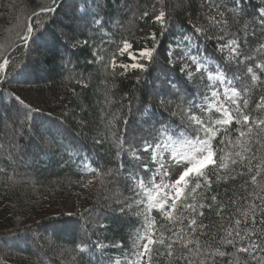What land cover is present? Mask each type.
I'll return each mask as SVG.
<instances>
[{"label": "snow or ice", "instance_id": "1", "mask_svg": "<svg viewBox=\"0 0 264 264\" xmlns=\"http://www.w3.org/2000/svg\"><path fill=\"white\" fill-rule=\"evenodd\" d=\"M245 2L201 0L202 21L188 14L177 24L174 13L179 19L178 9L191 7V0L187 5L184 0H154L135 8L125 0L131 18L127 27L116 23L124 28L117 40L105 19L106 0H41L27 22L17 25L14 38L0 43V200L35 190L37 182L19 170L21 164L31 167L50 153L79 156V149L65 142L70 113L49 121L56 126L53 132L36 119L41 109L14 87L28 83L35 72L17 54L21 49L30 52L35 36L63 11L68 21L60 33L64 80L80 89L91 87L94 78L99 81L94 90L99 116L90 119L84 109L71 115L81 130L96 132L94 145L117 162L104 169L82 161L78 167L91 177L83 186H104L123 176L133 195L114 193L107 198V211L117 217L135 211L143 217L132 250L110 258V264H264V0L253 13L245 10ZM139 24L144 25L139 29L143 35L136 40ZM201 40L214 42L213 54ZM83 48H91L85 63L94 68L95 77L76 71L73 57ZM158 64L156 86L137 89L140 119L133 125L134 117L125 114L123 105L125 99L131 103L129 93L117 98V81L132 77L141 85ZM190 85L203 89L199 103L189 99ZM70 91L80 95L75 87ZM169 118L179 123L172 127ZM88 213L85 209L73 227L85 239L72 246L57 242L64 229L55 223L45 227L43 236L36 232L29 237L27 230L22 236L13 233L11 246L22 251L29 242L46 244L61 264H81L92 247L102 254L107 247L88 242L91 229L105 227ZM15 219L22 222L19 215ZM0 264H8L6 254L0 255Z\"/></svg>", "mask_w": 264, "mask_h": 264}, {"label": "trees", "instance_id": "2", "mask_svg": "<svg viewBox=\"0 0 264 264\" xmlns=\"http://www.w3.org/2000/svg\"><path fill=\"white\" fill-rule=\"evenodd\" d=\"M38 1L41 2V0H0V43H5L14 38L16 31L19 30L17 25L27 22V15L35 8ZM151 2H154V0H127L128 6L132 8H135L137 4L140 7H144L146 4L150 5ZM171 3L175 4L176 0H171ZM184 3L187 5L189 0H184ZM261 3L262 0H246L245 10L248 13H253L261 6ZM124 4L125 0H106L104 9L105 19L108 20V27L116 33L115 38L117 40L120 39V33L124 31V28H117L116 23L120 22L124 27H127L128 21L131 18V12L124 7ZM13 5H15V8L12 7ZM191 5V7H187L184 10L178 9L179 19L174 13V20L177 24L180 22V19L188 14H191L194 19L195 16L202 12L201 0H191ZM21 15L25 17L20 19ZM67 23L68 21L63 11L54 14V19L47 26L48 33H46L45 37L44 33L41 32L34 39V41L40 44L47 41V44L34 51L33 46L35 44L34 42L30 43V48L36 54L34 60L30 61L28 59V54L30 53L28 50L21 49V52L17 54L19 59L27 60L30 65L32 64L35 72L30 77L28 83L21 81L15 84L14 87L21 92L26 89L53 86L60 92L62 97H67V99H64L66 103L63 104L61 112L57 114L51 113L52 115L49 116L48 112L52 110L48 109L47 112L42 111L37 114L36 119L38 121L43 120L45 127H51L52 131H56V126L49 125V121H59L62 112L68 111L70 115L67 118L65 142H70L73 147L78 148L79 156L74 155L70 159L68 154L50 153L49 156L42 157V162L35 163L31 167L25 168L23 164L20 165L19 170L21 172H28L37 183L35 190L29 189L22 196L18 192L10 200H0V255H7L8 264H61L58 255L54 251L49 250L46 244L40 247L29 242L26 247H23L22 251L11 246V241L15 239L12 234L16 233L17 236H22L25 234V230H27L29 237L36 232H39L43 236L45 235V227L51 223H55L64 229L60 234V240L57 242L63 243L66 246H72L73 243H78L82 239H85L78 229L73 230L74 225H76L85 209L89 210L88 217L90 220L105 225L103 228L97 226L91 229L88 242L98 241L107 247L104 249L103 254L97 251L95 247H92L83 256L81 264H89V262L91 264H110V258H120L122 254L132 250L133 241L137 233L142 231L143 217L136 215L135 211L119 217L115 213L107 211L110 202L107 198H112L114 193L120 195L121 198L133 195L131 191H128L130 182H127L123 176L119 177L118 180H113L111 183H106L104 186H101L97 182L90 188L87 187L86 203L89 206H85L80 213L68 215L62 212L60 208L59 199L62 196L69 194L73 187L81 186L91 178L82 168L78 167L82 161L89 163L92 168L107 169L117 165V162L110 155L106 154L104 149L94 145L93 141L96 132L94 130L89 131L88 128L81 130L71 115L72 113L79 114L81 109H84L90 119L94 116H99L100 105L97 104V96L94 94L99 81L94 78L91 80V87L80 89L75 84L68 85L64 80L65 73L60 64V55L63 52L60 33L62 30H67ZM143 27V24H139L137 29L134 30L137 33L135 36L136 40H140V36L143 35V33L139 32V29ZM156 27L158 28L159 26L157 25ZM171 31L175 34L177 32L176 27L173 26ZM171 38V35H169L168 38L163 40L162 49ZM142 43L143 41L137 44L136 47H140ZM200 43L207 48L208 54H213L214 42L201 40ZM90 53L91 48H83L77 51L73 57V63L78 64L77 72L92 73L95 77L97 74L94 68L85 63L91 59ZM159 59L162 61L163 57L161 56ZM160 67H162V64L153 67L151 73L147 75L145 83L141 85H136L132 77L117 81L119 86V91L116 93L117 98L125 92L129 93L131 103H129V99H125L123 105L125 114L130 119L134 117L132 120L133 125H136L140 119V114L136 112V108L138 106L137 97L141 93L137 89L143 88L146 91H151L156 86V82H153V77L157 74ZM73 87L80 93L78 97L72 95L70 89ZM188 91L190 93L189 99H193L194 102L199 103L203 89L190 85ZM129 107L132 109L131 113L127 111ZM95 122L99 123L98 120ZM169 123L172 127H175L179 123V120L178 118H169ZM85 157H87V160H85ZM72 160H75V163ZM65 161L68 163H65ZM81 177H83V180ZM220 191L222 192L223 188ZM11 203H15L16 207L12 208L10 206ZM17 215L21 217L22 222L17 223L15 219ZM153 215L158 217V214L155 212ZM5 241H8L9 244H5ZM113 244H121L122 247H111Z\"/></svg>", "mask_w": 264, "mask_h": 264}, {"label": "rangeland", "instance_id": "3", "mask_svg": "<svg viewBox=\"0 0 264 264\" xmlns=\"http://www.w3.org/2000/svg\"><path fill=\"white\" fill-rule=\"evenodd\" d=\"M40 1H38V4ZM25 16L21 15V18H24ZM193 19V18H192ZM203 19V12L199 13L197 16L194 17V21L197 23H200ZM43 35L45 37L46 33H48V29L43 31ZM33 50L40 49L42 46H45L47 44V41L43 42L42 44L38 43L37 41H34ZM30 51L28 54L29 60H34L36 58L35 52ZM195 54V51L193 52ZM32 65V64H31ZM19 94L26 100V102L30 103L33 107H37L41 109L42 111L47 112L48 109H51L52 111L48 113L57 114L58 112H61L63 110L62 106L66 101L64 99H67V97H62L60 92L55 89L53 86H46L39 89H26L19 92ZM71 98V97H69ZM70 101V100H69ZM55 132V131H53ZM22 143H25V141H21ZM23 166V165H22ZM85 184V183H84ZM83 184V185H84ZM83 185L73 187L70 190V193L62 196L59 199V205L62 209V212L69 215V213H80V211L85 207L89 206L86 200V188ZM91 187V186H90ZM88 187V188H90Z\"/></svg>", "mask_w": 264, "mask_h": 264}]
</instances>
